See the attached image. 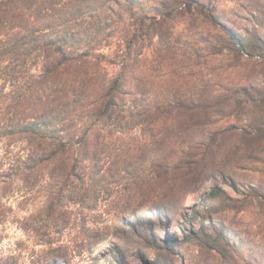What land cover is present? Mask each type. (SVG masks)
<instances>
[{"label": "trees", "instance_id": "trees-1", "mask_svg": "<svg viewBox=\"0 0 264 264\" xmlns=\"http://www.w3.org/2000/svg\"><path fill=\"white\" fill-rule=\"evenodd\" d=\"M197 16L218 24L200 0H0V242L12 226L51 236L73 224L92 247L109 222L149 216L170 254L193 238L232 260L222 231L171 230L208 173L237 189L238 170L264 161V42L231 33L205 39L207 56L188 51L176 22ZM226 52L253 65L220 89L202 75ZM242 114L241 131L212 128ZM241 186L244 199L216 184L196 208L243 210L259 190Z\"/></svg>", "mask_w": 264, "mask_h": 264}, {"label": "rangeland", "instance_id": "rangeland-1", "mask_svg": "<svg viewBox=\"0 0 264 264\" xmlns=\"http://www.w3.org/2000/svg\"><path fill=\"white\" fill-rule=\"evenodd\" d=\"M151 5L155 0H141ZM213 9L218 24L199 18H188L176 22L175 38L180 46L188 51L199 50L204 56L209 54V39L218 43L231 33L246 37L255 33L257 41L264 42V0H200ZM204 37V38H203ZM260 39V40H259ZM209 68L202 75L205 80L213 79L218 88L232 87L245 83V77L251 73L252 62H238L233 55H218L210 58ZM262 69V68H260ZM247 115L239 119L228 116L214 124L212 128L226 129L237 124L239 130L249 126ZM223 139L231 142L225 135ZM213 173H208L200 189L190 195L186 201V209L179 215L171 230L178 239L191 231L202 228L210 232L222 231L234 254L231 261H223L218 253L209 252L200 247L198 240L189 239L175 248L172 255L163 245L166 233L156 228L154 236L149 232L152 217H144L143 221H135L133 225L120 227L114 221L109 222L108 229L100 231L106 236V243L91 247L83 241L82 225L76 228L70 225L62 233L51 236H40L26 233L12 226L10 234L0 242V259L6 264H264V161L248 164V169H239L235 174L241 184H252L258 195L246 200L243 210L222 209L216 204L213 209H206L198 204L209 195L216 184L221 185L233 197H243L249 187L234 188L231 182L221 177L216 180ZM196 208V209H195ZM195 210V211H194ZM119 222V221H118ZM158 227L159 224H157ZM74 227V228H73ZM141 235V236H140ZM164 237V238H163ZM52 238V239H51ZM54 241L48 243L47 241ZM55 260L56 263H52Z\"/></svg>", "mask_w": 264, "mask_h": 264}]
</instances>
